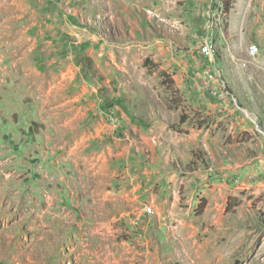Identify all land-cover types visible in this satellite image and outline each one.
I'll return each instance as SVG.
<instances>
[{
  "label": "rangeland",
  "instance_id": "1",
  "mask_svg": "<svg viewBox=\"0 0 264 264\" xmlns=\"http://www.w3.org/2000/svg\"><path fill=\"white\" fill-rule=\"evenodd\" d=\"M195 1L0 0V264H264V59Z\"/></svg>",
  "mask_w": 264,
  "mask_h": 264
},
{
  "label": "crops",
  "instance_id": "2",
  "mask_svg": "<svg viewBox=\"0 0 264 264\" xmlns=\"http://www.w3.org/2000/svg\"><path fill=\"white\" fill-rule=\"evenodd\" d=\"M210 4L211 0H196L194 8L203 9V6L208 7ZM250 18H252L251 22H249ZM227 20L228 34L225 47L228 51L232 49L247 58L248 46L257 43L260 48L257 55L264 59V0H235L234 8ZM208 64L209 62H203L205 69L206 67L208 69Z\"/></svg>",
  "mask_w": 264,
  "mask_h": 264
},
{
  "label": "trees",
  "instance_id": "3",
  "mask_svg": "<svg viewBox=\"0 0 264 264\" xmlns=\"http://www.w3.org/2000/svg\"><path fill=\"white\" fill-rule=\"evenodd\" d=\"M220 2V10L221 13L223 14V22H224V27H226L227 25V18L228 15L230 14V12L232 11V9L234 8V4H235V0H219ZM147 59L144 60V62H146ZM198 154V152H197ZM201 154V153H200ZM196 155L195 153L193 155H191V158L188 159V161H179L177 160L176 162V170L177 171H191L190 168L195 169L197 162L198 164H206V159L208 158V156L206 154H202V155ZM176 160V159H175ZM201 208L203 207V205H200Z\"/></svg>",
  "mask_w": 264,
  "mask_h": 264
},
{
  "label": "built area",
  "instance_id": "4",
  "mask_svg": "<svg viewBox=\"0 0 264 264\" xmlns=\"http://www.w3.org/2000/svg\"><path fill=\"white\" fill-rule=\"evenodd\" d=\"M209 42H211V41H208V40L203 41L201 43V45H200V49L201 50H206V56H210L211 57L213 53L211 51H209ZM258 52H259V46L256 43H254V47H252L251 49H247V54H254L255 57H257ZM240 64H241V66H245L244 62H242ZM211 71L214 73L215 70L212 69ZM143 211L148 213V214L149 213H154L153 209H148V205H145L143 207Z\"/></svg>",
  "mask_w": 264,
  "mask_h": 264
},
{
  "label": "bare ground",
  "instance_id": "5",
  "mask_svg": "<svg viewBox=\"0 0 264 264\" xmlns=\"http://www.w3.org/2000/svg\"><path fill=\"white\" fill-rule=\"evenodd\" d=\"M252 47H254V44H252L251 46H250V49L252 48ZM201 50V49H200ZM209 51H211L212 53H213V51H212V47H211V44L209 43ZM201 53L203 54V55H206V50H201ZM148 209H152V207L151 206H148Z\"/></svg>",
  "mask_w": 264,
  "mask_h": 264
}]
</instances>
